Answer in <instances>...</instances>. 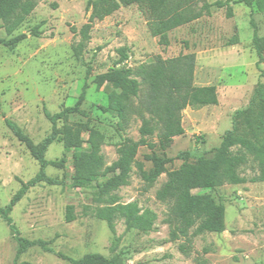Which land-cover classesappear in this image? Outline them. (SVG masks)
<instances>
[{"label":"rangeland","instance_id":"obj_1","mask_svg":"<svg viewBox=\"0 0 264 264\" xmlns=\"http://www.w3.org/2000/svg\"><path fill=\"white\" fill-rule=\"evenodd\" d=\"M88 2L42 0L11 35L0 29V37L6 39L27 34L13 47L0 44V206L10 202L21 181H28L40 169L38 161L8 128L6 118L40 143L52 129L44 108L56 113L75 104L87 81L82 108L88 117L72 114L69 122L83 131L85 143L81 150L89 149L86 141L91 128L103 134L101 153L109 166L118 158L117 148L125 137L141 138L140 118L134 116L126 131H120L118 118L101 109L108 104V93L125 67L152 62L157 55L169 58L195 53V84L217 86L219 103L186 108L182 119L185 133L175 137L168 148L159 146L156 133L149 138L155 147H139L136 160L145 169L160 172L152 186L145 183L134 165L129 184L111 192L118 197V203H137L140 214L151 211L155 215L151 229L132 226L125 218L116 217L114 233L108 221L95 214L98 207L109 205V196L101 202L96 199V189L72 187L73 155L77 150H66L61 141L54 142L46 158L57 162L64 158L65 162L49 165L46 171L63 184L41 183L30 188L11 216L23 237L48 240L55 253L35 246L24 252L18 262L73 264L60 257V252L75 259L99 253L117 264H264V181L193 190L211 194L224 204L226 229L194 236L189 254L180 250V245L187 243L185 238L170 239L168 204L157 199L167 173L179 168L183 161L177 154L191 151L193 163L212 156L225 133L232 129L234 113L247 108L256 86L264 85V62L257 65L250 25L253 16L258 35L264 37V0H254L252 7L232 3L234 15L230 18L226 8L214 9L211 16L170 31L167 45L151 35L147 19L137 5L122 6L94 22L91 39L77 58L72 46L80 35L73 28L79 31L88 22ZM34 28L39 35L33 33ZM124 46L128 47V60L116 64L118 50ZM253 108L255 113L241 119L236 132L261 144L264 104L258 99ZM58 124L62 126L63 122ZM244 172L252 174L249 167ZM69 205L73 206V221L66 219ZM17 248L13 232L0 216V264H16Z\"/></svg>","mask_w":264,"mask_h":264},{"label":"trees","instance_id":"obj_2","mask_svg":"<svg viewBox=\"0 0 264 264\" xmlns=\"http://www.w3.org/2000/svg\"><path fill=\"white\" fill-rule=\"evenodd\" d=\"M42 0H0V29L8 35L15 32L33 13ZM254 0H89L87 10L91 11L89 20L78 31L80 40L72 48L77 58H80L91 39V30L96 20H102L113 14L122 6L137 5L147 19L148 29L153 37H158L161 44L169 43L168 33L177 27L188 24L204 16H211L214 9L226 8V16L233 17L232 3H244L252 7ZM56 4H54L55 6ZM250 25L253 28V46L258 56L257 65L264 62V37L258 35L254 17ZM33 33H40L34 28ZM27 34H18L9 39L0 37V44L13 47L26 39ZM120 57L116 64L128 60V47L118 50ZM195 53H181L174 57L155 56L149 63H143L135 68L125 67L117 78L115 87L108 93V104L101 106L103 112L118 118L117 127L126 131L131 119L137 116L141 120L139 140L125 137L118 145V158L106 166L101 153L103 134L95 129L89 130L88 150L80 148L85 143L82 129L69 122L72 114L88 117L82 108L89 87L86 81L75 104L64 107L61 111L52 113L44 108L45 117L52 124L51 132L40 142L33 139L14 121L5 120L8 128L22 142L34 159L40 165L38 173L28 181H21L19 190L10 202L0 206V216L14 234L18 248L16 264H32L27 261L18 262L21 255L29 248L39 246L46 252L55 253L51 242L44 239H28L21 235L14 223L11 212L28 190L38 184H63L62 180L48 175L49 165H63L65 159L59 162L46 158L49 147L56 141H61L66 150L76 149L73 155L72 187H92L96 189L98 201L109 199L104 207H98L95 214L108 221L115 233L114 220L123 217L132 226L151 229L155 215L147 210L140 214L137 203H118V197L111 194L123 185L129 184L133 166L137 167L139 176L148 186H152L160 172L158 169H145L142 162L136 160L140 146L153 148L156 146L149 138L155 133L162 149L168 148L174 138L185 133L182 123L183 111L188 108H199L219 103L217 86L195 84ZM90 73L88 70L87 76ZM264 73V71L262 72ZM264 104V85L259 83L253 98L247 108L239 109L233 116V127L227 131L219 146L214 148L212 156L200 159L197 163L190 161L191 151L185 150L177 154L182 159L179 168L167 173V180L157 191V199L168 204L166 222L170 226V239L176 241L185 238L187 243L180 245V250L189 254L194 236L205 232L221 233L226 229L224 204L207 193H194L195 189H215L224 184H244L246 182L264 181V142L257 144L248 136L236 132L241 119L254 114L253 105L257 100ZM255 118V117H254ZM264 125V116L261 118ZM62 121L63 125L59 126ZM249 167L252 174H245ZM106 178L101 181L100 178ZM67 221H73L75 215L73 206L67 207ZM63 259L73 264H117L115 260L99 253H90L80 259L57 253Z\"/></svg>","mask_w":264,"mask_h":264}]
</instances>
